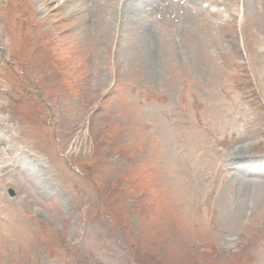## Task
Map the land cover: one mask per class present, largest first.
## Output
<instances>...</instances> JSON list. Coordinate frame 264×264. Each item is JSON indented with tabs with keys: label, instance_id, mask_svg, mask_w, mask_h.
I'll return each instance as SVG.
<instances>
[{
	"label": "rangeland",
	"instance_id": "rangeland-1",
	"mask_svg": "<svg viewBox=\"0 0 264 264\" xmlns=\"http://www.w3.org/2000/svg\"><path fill=\"white\" fill-rule=\"evenodd\" d=\"M0 264H264V0H0Z\"/></svg>",
	"mask_w": 264,
	"mask_h": 264
}]
</instances>
